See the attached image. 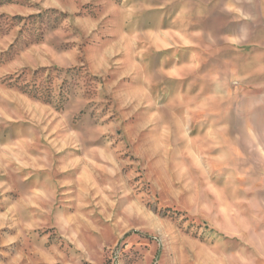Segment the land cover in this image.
Returning a JSON list of instances; mask_svg holds the SVG:
<instances>
[{"label": "rangeland", "instance_id": "obj_1", "mask_svg": "<svg viewBox=\"0 0 264 264\" xmlns=\"http://www.w3.org/2000/svg\"><path fill=\"white\" fill-rule=\"evenodd\" d=\"M0 264H264V0H0Z\"/></svg>", "mask_w": 264, "mask_h": 264}]
</instances>
